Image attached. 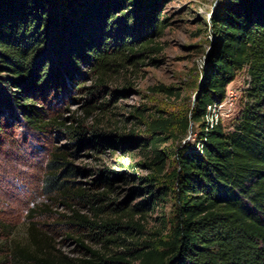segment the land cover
Here are the masks:
<instances>
[{"label": "trees", "instance_id": "trees-1", "mask_svg": "<svg viewBox=\"0 0 264 264\" xmlns=\"http://www.w3.org/2000/svg\"><path fill=\"white\" fill-rule=\"evenodd\" d=\"M166 1L0 0V130L3 118L17 115L33 131L62 125L45 118L34 102L38 94L57 91L69 78L80 83L86 73L93 78L89 88L97 89L126 62L137 65L145 51L155 49L154 38L166 25ZM208 23L212 40L192 107L176 123L164 118L151 125L170 137L197 124L194 140L173 150V166L164 170L156 147L168 137L153 136L157 174L137 176L136 192L146 197L131 206L111 202L109 176L101 172L84 185L77 179L82 169L69 158L83 141L104 146L121 135L75 118L65 125L71 140L49 151L39 185L43 197L68 212L40 223L32 217L43 209L32 206L26 240L0 241V264H264V0H229ZM244 67L243 106L206 129V104L223 98ZM106 106L89 104L86 112ZM156 187L170 194L173 208L164 229L146 237L143 219L156 202ZM86 204L90 214L79 210ZM57 234L75 237L76 255L56 247Z\"/></svg>", "mask_w": 264, "mask_h": 264}, {"label": "rangeland", "instance_id": "rangeland-1", "mask_svg": "<svg viewBox=\"0 0 264 264\" xmlns=\"http://www.w3.org/2000/svg\"><path fill=\"white\" fill-rule=\"evenodd\" d=\"M228 3L229 0H167L161 7L166 25L154 38L155 49L145 51L137 65L126 62L125 68L111 73L103 86L97 89L89 88L93 78L86 73L80 83L69 78L57 91L49 89L45 94H38L35 104L43 107L45 118L61 120L63 124L60 126L52 124L44 132L33 131L19 120L16 110L4 107L5 113L17 116L12 118L13 121L3 118L0 130L1 242L26 240L27 215L34 205L43 209H36L32 217L40 223L53 221L56 213L68 212L65 206L52 205L43 197L39 185L49 151L55 145L71 140L65 125L73 123L75 118L85 125L105 126L121 135L116 143L104 146L83 141L69 158L82 169L77 179L88 186L92 177L99 176L101 172L107 174L110 180L108 200L120 202L121 206H131L146 197V193L136 192L141 184L137 176L157 174L159 161L150 150L151 138L168 137L156 144L163 153L164 170L168 171L174 164L175 147L181 142H192L198 129L197 124L191 122L185 133L177 129L176 135L169 137L160 129L153 130L151 125L155 121H164V118L176 123L174 120L192 107L196 80L212 40L209 15L222 12ZM247 77L244 67L229 83L237 92L236 112L246 99ZM100 101L107 102L103 112L95 108L86 112L89 104ZM96 116L100 120L98 123ZM234 121L227 125L231 128ZM156 192L155 204L145 209L146 237L164 229L167 225L164 220L173 208L170 194ZM79 210L91 213L88 204L79 206ZM140 215L138 212L134 217ZM54 241L57 248L77 254L74 236L57 234Z\"/></svg>", "mask_w": 264, "mask_h": 264}, {"label": "built area", "instance_id": "built-area-1", "mask_svg": "<svg viewBox=\"0 0 264 264\" xmlns=\"http://www.w3.org/2000/svg\"><path fill=\"white\" fill-rule=\"evenodd\" d=\"M237 92L228 84L225 95L206 104L203 116L204 127L211 128L218 123H224L236 112Z\"/></svg>", "mask_w": 264, "mask_h": 264}]
</instances>
